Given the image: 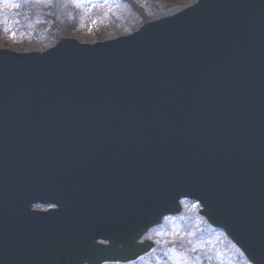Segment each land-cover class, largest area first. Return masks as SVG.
Returning <instances> with one entry per match:
<instances>
[{
  "label": "water",
  "instance_id": "water-1",
  "mask_svg": "<svg viewBox=\"0 0 264 264\" xmlns=\"http://www.w3.org/2000/svg\"><path fill=\"white\" fill-rule=\"evenodd\" d=\"M183 200L264 264V0L0 50V264L136 263Z\"/></svg>",
  "mask_w": 264,
  "mask_h": 264
},
{
  "label": "rangeland",
  "instance_id": "rangeland-1",
  "mask_svg": "<svg viewBox=\"0 0 264 264\" xmlns=\"http://www.w3.org/2000/svg\"><path fill=\"white\" fill-rule=\"evenodd\" d=\"M0 0V49L18 53L39 52L52 47L59 37L76 39L81 44H94L108 39L133 34L143 26L141 19L134 15L123 0H28L22 6L36 16L48 14L49 20L32 34L17 27L19 20L9 17L16 12L19 1ZM137 9H143L147 21L176 13L196 0H183L182 6L169 9L167 0H130ZM6 17L4 19V14ZM57 24V32L50 38L48 31ZM27 26V23L24 24ZM28 30V28H26ZM184 214L178 219H166L161 228L152 231L148 238L157 244V250L136 264H247L240 254L224 239L220 232L203 229V221L198 218L197 205L184 203Z\"/></svg>",
  "mask_w": 264,
  "mask_h": 264
},
{
  "label": "trees",
  "instance_id": "trees-1",
  "mask_svg": "<svg viewBox=\"0 0 264 264\" xmlns=\"http://www.w3.org/2000/svg\"><path fill=\"white\" fill-rule=\"evenodd\" d=\"M126 2L130 7H132V11L134 15H137L140 19H143V21H147L148 19L145 16V12L143 9H137L136 6L130 1V0H123ZM140 1V0H139ZM144 2V0H141V2ZM168 5H170L169 9H175L178 6H182L183 0H167Z\"/></svg>",
  "mask_w": 264,
  "mask_h": 264
}]
</instances>
